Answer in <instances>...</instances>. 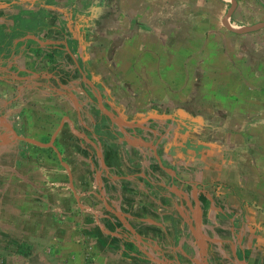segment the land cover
<instances>
[{
    "label": "crops",
    "instance_id": "obj_1",
    "mask_svg": "<svg viewBox=\"0 0 264 264\" xmlns=\"http://www.w3.org/2000/svg\"><path fill=\"white\" fill-rule=\"evenodd\" d=\"M13 133L0 264H264V0H0Z\"/></svg>",
    "mask_w": 264,
    "mask_h": 264
},
{
    "label": "water",
    "instance_id": "obj_2",
    "mask_svg": "<svg viewBox=\"0 0 264 264\" xmlns=\"http://www.w3.org/2000/svg\"><path fill=\"white\" fill-rule=\"evenodd\" d=\"M9 137H11L14 140H21V141L27 142V143H29L31 145H34V146H37L39 148H52L55 151V153H56V155H57L60 163L67 168V170H68V172L70 174V169H69L68 164L64 160H62L61 153H60V151L58 150V148L54 144L55 137H56L55 135L52 137V139H51L50 142H48V143H42V142H39V141L34 140L32 138L20 137L17 134L13 133L11 135H1L0 136V143H7L8 141H10L9 140L10 139ZM70 186L74 190L73 181H72V178L71 177H70ZM189 227H190V230H191L193 236L195 237V239L197 241H210V242H214V240H212V239H209V238H206V237H202L199 234H197V232L193 229V227L191 225H189ZM148 255L150 257H152L153 260H155V261H157V262H159L161 264H167V263H165V262H163V261L155 258L151 253H148ZM237 260H238V258H237Z\"/></svg>",
    "mask_w": 264,
    "mask_h": 264
},
{
    "label": "rangeland",
    "instance_id": "obj_3",
    "mask_svg": "<svg viewBox=\"0 0 264 264\" xmlns=\"http://www.w3.org/2000/svg\"><path fill=\"white\" fill-rule=\"evenodd\" d=\"M31 146H34V145H31ZM37 147V146H36ZM32 148H34V147H32ZM39 148V147H38ZM46 149H48V148H46ZM48 152H50L51 154H52V156H53V152L52 151H48Z\"/></svg>",
    "mask_w": 264,
    "mask_h": 264
}]
</instances>
